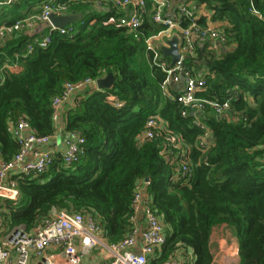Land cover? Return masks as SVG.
<instances>
[{
  "label": "trees",
  "instance_id": "obj_1",
  "mask_svg": "<svg viewBox=\"0 0 264 264\" xmlns=\"http://www.w3.org/2000/svg\"><path fill=\"white\" fill-rule=\"evenodd\" d=\"M46 1L1 4L0 26L38 14ZM147 1L149 14L136 32L116 23L121 13L115 9L77 4L71 12L82 19L72 24V37L53 33L47 48L30 54L26 33L0 41V158L5 162L18 151L9 126L23 117L36 135H50L51 103L65 83L114 76L110 89L87 88L63 112L65 132L85 140L77 162L65 166L56 155L42 176L18 178V200L3 202L4 225L31 232L57 208L90 215L102 236L117 243L133 226L135 187L148 179L146 194L166 239L152 264L163 263L179 247L191 249L194 264H210L208 239L220 224L235 233L239 264H264V0H192L210 12L211 24L227 37L219 50L197 45L183 63L206 79L201 97L230 102V113L220 118L210 109L182 117L180 105L162 92L165 74L152 64L145 40L163 27L152 22ZM196 22L205 25L206 19ZM151 115L180 139L192 168L188 181L172 179L180 161L162 152L164 138L137 142ZM201 126L209 132L205 149L199 147Z\"/></svg>",
  "mask_w": 264,
  "mask_h": 264
},
{
  "label": "built area",
  "instance_id": "obj_2",
  "mask_svg": "<svg viewBox=\"0 0 264 264\" xmlns=\"http://www.w3.org/2000/svg\"><path fill=\"white\" fill-rule=\"evenodd\" d=\"M16 0H3L1 4H10ZM174 0H149L150 17L154 24L163 27L157 34L145 40L146 50L151 56V62L159 68L165 78L161 83L163 93L181 84L179 92L172 96L181 107V116L189 113L196 115L210 109L215 116L223 117L231 111L229 101L218 102L201 97L206 89V79L195 76L186 69L184 60L192 56L197 45H205L210 50L227 43V37L219 26L214 24L200 25L194 11L186 5H178L173 15L168 14ZM77 4H87L94 10L104 11L115 9L121 16L116 23L130 32H136L143 24L149 9L147 0H69L66 4L47 0L41 5L38 14L25 17L11 25L0 26V41L15 33H30L38 23L47 24L48 32L43 36L31 35L26 46V53L35 49H45L51 43V36L56 33L72 37L75 33L71 25L66 28H55L50 23V16L62 17L71 13V8ZM177 38L180 58L174 64H168L163 57L162 48L165 39ZM3 78L0 79V84ZM97 80L86 79L78 83H65L60 95L53 98L51 103L54 131L50 135L38 136L30 124L21 117L7 131L16 141L18 151L10 161L0 162V264H80L82 257L93 249H101L108 264H147L150 256L157 254L165 244L164 226L152 209L151 201L146 195L149 180H143L135 187L132 201L133 224L129 234L117 243H109L102 238L101 227L90 215L52 208L49 216L35 226L31 232L23 227L7 229L4 225V201L16 202L19 198L17 179L37 178L45 174L53 164L56 156L51 146L60 136L59 124L66 105L74 100L73 96L89 87H97ZM108 100L115 107L122 104L113 97ZM205 133L199 141L201 149L209 144V132L201 126ZM65 149L60 158L65 166L77 162L85 143L84 138L77 132L65 133ZM164 138L162 152L171 156L175 162L179 158V168L172 179L188 181L192 168L188 155L182 148L180 139L169 130L163 120L157 115L147 118L145 128L136 140L139 144L146 141ZM206 165V162H205ZM142 215L145 219L144 228L139 227L137 218ZM141 245L139 252L135 250ZM161 264H184L183 261L170 257Z\"/></svg>",
  "mask_w": 264,
  "mask_h": 264
},
{
  "label": "crops",
  "instance_id": "obj_3",
  "mask_svg": "<svg viewBox=\"0 0 264 264\" xmlns=\"http://www.w3.org/2000/svg\"><path fill=\"white\" fill-rule=\"evenodd\" d=\"M178 5H186V6L190 7L194 11L197 19L202 16L206 19V24H211L210 12H208L204 7L196 8L194 5V2L192 0H174L173 4H172L173 11L171 9L168 12V14L172 15V13H173V15H174L175 9ZM71 13H74V12H71ZM74 14H77V13H74ZM70 15H72V14H70ZM30 16H32V15H28L27 17H30ZM48 28L49 27L47 24L38 23L33 31H31L30 33H27V32H24V33L28 34L30 37H31V35H34V34L37 36H43V35L47 34ZM172 38H176V37L174 36ZM165 40H166V42L162 43L163 47H167V44L170 41V39H165ZM222 47L223 46L220 45L217 47L216 50H219ZM168 58L171 60L170 57H168ZM2 78L3 77L0 76V79H2ZM181 87H182L181 84L174 85L168 91V93H164V94L166 96H167V94L169 96H173L177 92H179ZM88 89H93V88L89 87ZM94 89L99 90L97 87ZM82 92L83 91H79L78 93H76L73 96V98L77 94L82 93ZM67 107L68 106L66 105L65 108H67ZM65 108H64V110H65ZM64 110H63V112H64ZM62 117H63V113H62ZM62 117H61V123L59 124L60 136L57 138L56 143L51 146L52 150L55 152L56 155H60V153H62L65 149V138H66L65 133L66 132L64 130V121L62 120ZM1 161L2 160L0 158V162ZM146 196L148 197V195H146ZM137 221H138L139 227L144 228L145 219L142 215L138 216ZM101 236H102V234H101ZM164 236H165V229H164ZM102 238H105V237H102ZM140 245H141V240L139 239V246L135 250L136 252H139ZM208 249H209V252L211 254V263L210 264H239V255H238L239 243H238V240L235 236V233L227 224H220V225H217V226L212 228L211 233L209 235V239H208ZM161 250L158 251L157 254L150 256L147 264H152V262L161 253ZM84 256H86L85 264H108V260L106 259L105 254L99 248L89 251ZM172 257L183 261L184 264H194V262H195V257L193 255V252L189 248L179 247L176 250V252L173 254ZM80 264H84V263H82V260H81Z\"/></svg>",
  "mask_w": 264,
  "mask_h": 264
},
{
  "label": "water",
  "instance_id": "obj_4",
  "mask_svg": "<svg viewBox=\"0 0 264 264\" xmlns=\"http://www.w3.org/2000/svg\"><path fill=\"white\" fill-rule=\"evenodd\" d=\"M82 19V16L80 14H72L62 17H54L50 16L49 20L52 26L55 28H66L69 25H72ZM7 38H5L6 40ZM177 38H172L168 44L167 47H163L162 53L164 58H171V64H174L177 62L180 58V55L178 53V47H177ZM97 88L99 90H108L114 85V76L112 73H108L104 78H101L97 80L96 82ZM148 181V179H146Z\"/></svg>",
  "mask_w": 264,
  "mask_h": 264
},
{
  "label": "rangeland",
  "instance_id": "obj_5",
  "mask_svg": "<svg viewBox=\"0 0 264 264\" xmlns=\"http://www.w3.org/2000/svg\"><path fill=\"white\" fill-rule=\"evenodd\" d=\"M72 26V25H71ZM73 28V27H72ZM74 29V28H73ZM75 31V30H74ZM166 42V40L164 41V43ZM85 261H86V256H83L82 257V263H84L85 264Z\"/></svg>",
  "mask_w": 264,
  "mask_h": 264
}]
</instances>
